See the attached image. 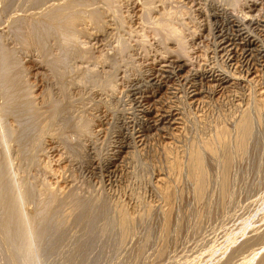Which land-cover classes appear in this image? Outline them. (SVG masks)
I'll use <instances>...</instances> for the list:
<instances>
[{"label": "rangeland", "instance_id": "1", "mask_svg": "<svg viewBox=\"0 0 264 264\" xmlns=\"http://www.w3.org/2000/svg\"><path fill=\"white\" fill-rule=\"evenodd\" d=\"M93 1L94 9H80L86 15L74 29L75 47L70 41L71 48L61 50L59 37L57 42L56 35H49L47 47L60 59L54 69L36 47L26 48L8 36L12 32L4 19L6 13H19V3L14 10L5 7L0 18L7 26L0 27L2 42L23 67L35 109L46 110L45 119L52 102L59 108L53 126L38 139L35 161H14L32 193L29 209L40 208L38 200L49 203L37 226L43 232L44 264H240L252 256L260 259L264 235L243 249L238 246L264 231V69L255 74L256 81L234 79L239 74L245 78V67L239 51L234 60L229 57L235 19L245 25L257 22L251 26L259 33L264 0L235 5L228 0H151L147 15L142 0ZM159 22L182 29L186 54L178 55L175 41L154 33ZM225 73L232 77L227 82ZM256 104L262 113L246 156L234 159L225 173L232 200L215 197L219 169L205 153L210 187L202 206L193 207L183 169L190 146L231 127L243 108ZM85 119L88 132L80 133L76 127ZM8 120L18 125L17 114ZM23 127L28 128L26 138L15 151H26L36 138L29 120L18 125ZM2 177L0 228L12 232L2 238L0 230V264H32L17 211L7 209L11 186L5 172ZM53 194L55 201L47 199ZM164 210L170 211L166 227ZM122 213L127 216L123 226ZM229 240L233 245L228 248ZM20 243L18 252L13 246Z\"/></svg>", "mask_w": 264, "mask_h": 264}, {"label": "bare ground", "instance_id": "2", "mask_svg": "<svg viewBox=\"0 0 264 264\" xmlns=\"http://www.w3.org/2000/svg\"><path fill=\"white\" fill-rule=\"evenodd\" d=\"M13 1L14 4H12ZM223 1L225 3V0ZM228 1L231 5H235L238 4V2L240 3L241 0L240 1L228 0ZM9 2H10L9 0H0V18L3 11L6 10L5 7H8L10 5L13 6L18 3L21 9H19V7L16 8H18L19 13L20 11L21 13L20 14L18 12L17 14L10 13L11 15L9 13H6L8 14L7 17L5 16L6 14L4 15L5 16L4 23L11 28L10 32H12L8 34V36L9 35L11 36L12 34V37H14L16 41L21 43L26 48H29L31 46L36 47L37 51L42 56L43 62L52 69L57 68V64L59 63L60 59L52 57L50 49H48L47 47L48 46L47 41H49L50 38H52V36L56 35V40L59 37V40L61 41L58 42L59 40H57V42L60 44V45L58 44L59 45L58 48L64 51H66L65 49L68 50V48H71L69 46L72 45H68V42L72 40L75 41L77 37L76 33L74 35V29L81 21L84 20V17L82 16H84V14L86 15L88 7L89 6L92 7V5L94 6L93 0H12L10 3ZM216 2L217 1L215 0V3ZM142 3L144 7L143 10L145 11L144 13L147 15V13H149L150 10L152 9L153 4L151 0H142ZM14 7L15 6H13L12 9ZM83 7L84 9L85 7H87L86 8L87 10L85 9L86 12L83 11L85 13L83 14L82 12L81 15L80 9ZM235 7L233 6L232 8L235 9ZM93 9L92 12L96 11V9L95 10ZM213 9L215 10L214 7ZM12 11L9 8V12ZM113 12L115 13V11ZM144 13L142 14V17L143 15H145ZM222 13H224V11H222ZM95 14L98 15L99 13H95ZM262 16H263L262 18H264V14ZM87 17L88 16H86L85 18ZM90 17H88L87 20H89ZM144 18L145 17H143L142 19L143 21ZM99 19L100 18H98L97 21ZM260 20L258 22H262L261 27L263 29L259 30V33L257 32L254 33L255 29L251 25L257 22L255 23L253 22L249 24L246 23L247 25H245L242 20L238 21L235 19V24L233 25L235 26V31H234L235 35L234 38H232V43H231L232 47L230 52L233 55L229 57V60L232 59L234 60L235 59L233 57L234 53L237 54V51H239L241 57L240 66L242 68L245 67L244 71L246 74L244 73L245 78L243 77V75L241 77L240 74L237 75L236 77H234L233 75L232 77L234 79H245L246 81L251 82L253 81L255 74L258 71L264 69V19H260ZM99 21H101L102 23V19H100ZM145 21L147 20L145 19ZM120 22L122 23L123 21L120 20ZM4 23L0 24V27L1 25L4 26L5 25ZM4 27L7 26L5 25ZM7 30L8 31L6 33L9 32V28ZM153 30L155 31V32L153 31L154 33H160L165 40L172 39L173 41H175V44L177 45L176 48L178 55L182 56L183 54H186L185 51L186 44L184 41L185 37H183L182 35L183 31L181 32L182 30L181 28L178 29L174 27V25H172L170 22L169 23L159 22L154 26ZM49 35H51L50 38ZM14 38L12 41H14ZM2 39H3V35L0 33V179H3L2 175L5 172L7 182L11 186L10 199L7 209L12 210L14 206L17 211L16 220H18L19 224L21 225L22 232L25 236V244L27 246L28 253L30 254L33 260L32 264H44L40 251L43 232L38 230L37 226L40 223H42L43 212L47 210V206L49 203L45 202L43 204L44 199L38 200L39 202L37 203V205H39L40 208L36 209L31 207V209H29V204L32 203L31 200L32 193L28 188L29 184L22 177L19 176L18 169L20 167L18 168L19 165L15 167L14 161L19 160L20 163L21 162L23 163L24 160L27 161L26 165H31L35 161L38 151V150L36 151V149L40 144L38 139H40L43 136V134H45L46 130H48L53 126V121L56 119L58 115L59 108L56 102H52L54 103L51 109L52 111L50 112L47 118L45 117V119H43L44 114L47 111L46 110L39 111L37 110V107L35 109L36 103L34 104L33 102L31 86L29 84H26V82L22 78L23 67L20 66L18 61L16 62L15 60L11 59L12 50L9 49L8 46H6L7 44L5 45V43L2 42ZM7 40L8 39L6 38V41ZM71 43L73 44L75 42L72 41ZM73 47H75V45ZM257 56L259 59L256 58ZM259 61H261V63H259ZM238 67L239 66H237V68ZM225 72L229 73V71H225ZM223 76L224 78H226L225 82H227L230 79L229 77H231L227 73H225ZM261 111L262 110L257 104L250 107L247 106L246 108H243L241 110V113H239V116L233 121L231 127L223 126L215 131L213 136L210 137L211 139L202 141L200 145L190 146L187 154L188 155L187 160L185 162L183 169L186 171L187 179L191 182V192L194 201L193 207L202 206L203 204L202 202L204 201L206 195H208L207 190L210 187V176H209L205 153H208L214 160L217 161V166L219 169L215 182L216 185L215 197L220 201L232 200L234 193L232 191L230 192L227 190L228 184L225 173L227 169L230 168V166L234 162V159L236 158L242 159L246 156L250 139L255 134V127L257 126V123H260V116L262 113ZM11 114L13 115L17 114L18 125L29 120V122L31 123L30 128H32L33 131L37 132L36 138L34 137L33 144L30 145V148L28 147L26 151L20 152L19 151L20 149H17L16 151L14 150V148H20L21 141H23V139L26 138L25 131L28 128L26 129V127H23L20 129L18 128L16 121H14L15 124L9 122L8 116ZM85 120L80 122L79 125L76 127L77 131L80 133L88 130L89 123L87 122V120L86 121ZM176 166L179 167L180 164L179 166L178 164H176ZM181 169H182V165H181ZM4 196H5L4 193H1V197L3 198ZM47 199H51L55 201L56 196L53 194L47 197ZM196 210H197L196 212L199 213L200 210L198 209ZM169 212L170 211L167 210L162 211L161 215H162L164 227L167 226L169 220ZM126 221H127V216L126 214L122 213L119 217V224L123 226ZM253 228H255L253 231L258 230L256 227ZM244 229L245 228H243V230ZM0 230H1L2 238H6L12 232L10 229H7L5 227L0 228ZM256 233H253L252 234L253 236L249 235L250 237L245 238L244 240H242L243 239L242 238L241 239L242 243L239 242L240 246H238V248L239 247L242 248L243 245L244 246L249 245L251 244L250 243L251 241L256 239L258 240V238L263 237L264 235V231L261 233L259 232L258 234ZM236 244L238 243L235 242L234 246ZM232 245H233V241L229 240L227 243V247L229 248ZM22 248H23L22 243L15 244L13 246V249L18 252L21 251ZM6 252H11V250L8 249ZM262 252H264V247L262 248ZM249 258L244 260L240 264H264V254H261V256L259 257L260 259L257 258L255 259L254 256H252L250 259Z\"/></svg>", "mask_w": 264, "mask_h": 264}]
</instances>
